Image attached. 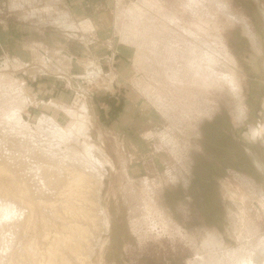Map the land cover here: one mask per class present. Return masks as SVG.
I'll return each instance as SVG.
<instances>
[{
  "label": "rangeland",
  "instance_id": "1",
  "mask_svg": "<svg viewBox=\"0 0 264 264\" xmlns=\"http://www.w3.org/2000/svg\"><path fill=\"white\" fill-rule=\"evenodd\" d=\"M75 172L87 264H264V0H0V264Z\"/></svg>",
  "mask_w": 264,
  "mask_h": 264
},
{
  "label": "bare ground",
  "instance_id": "2",
  "mask_svg": "<svg viewBox=\"0 0 264 264\" xmlns=\"http://www.w3.org/2000/svg\"><path fill=\"white\" fill-rule=\"evenodd\" d=\"M94 152H95V154H100L96 150V148L94 149ZM84 177L85 176H82L81 173L79 174V173L75 172V174L72 175L73 180L70 182L69 186L72 187V184L75 182V184H78L79 186H86L87 189L89 188L88 190H86L84 192L82 203H84V202L85 203L79 204L77 202L78 203L77 204L76 202H71L72 204L70 206H67V208H64V210L62 209L65 214H68V219H69V217L71 219L70 220L66 219V220H68V222H66V220H65L66 223L64 225L62 223V228L64 230V234H62L59 237L54 238L52 241H49L48 247L45 249V252L43 254V259H42L43 264H87L88 250L91 248V246H93V242H94L93 240L95 238V230L97 231L99 228H96L97 223L94 222V224H93V222H92V224H93L92 227L96 228L95 230L94 229L92 230L89 228L90 225H88V223L84 222L87 218L89 219L90 222L92 220L95 221L94 219H96V218H94L96 216L93 215L92 212L89 213V211H87L88 208H86V206H88V205H86V203H90L89 205L93 206V208H94V207H98V206L100 207V202H99V200H97V196H95V194H94V193H96L95 188L93 186L91 187L88 183H85ZM71 187H69V188H71ZM69 188H68V190H69ZM72 191H74V190L72 189ZM86 192H89V193L85 194ZM67 197L66 198L64 197V200L68 199ZM66 201L68 203L70 200L68 199ZM54 203L55 202L51 203V206H53ZM40 204L41 203L38 202V205H40ZM65 206H63V207H65ZM29 208H30V210H29L28 215L25 217V219L23 221L19 222L18 224H15L16 223L15 220H12L14 218L13 215L8 214V213L5 214V218L7 220L0 222V229H1L2 225L5 227V229H7L11 225L8 223L15 222L14 224L16 226L15 227L16 231L20 232V231L24 230V228L26 226H28L31 222H33V217L35 214V209L31 208L30 206H29ZM53 211H54V209H53ZM56 211L58 212V210H56ZM65 216H67V215H65ZM63 217H62V219H63ZM60 227H61V225H60ZM13 228H14V226H13ZM12 231H15V230L13 229ZM10 245H11V243H10ZM31 245L33 246V244H31ZM31 245H30V243H26L25 245H23V247H21V251L19 253H17V252L12 253L10 255V260H9L8 264H27L24 262V258L28 259L26 256L29 254H32L33 256H35L34 262L38 261L37 255L39 253H37L38 251L35 253H32L35 248L32 247ZM36 253H37V255H35ZM6 255H8V254H6ZM5 262H6V259H5ZM34 262H32V263L34 264Z\"/></svg>",
  "mask_w": 264,
  "mask_h": 264
},
{
  "label": "crops",
  "instance_id": "3",
  "mask_svg": "<svg viewBox=\"0 0 264 264\" xmlns=\"http://www.w3.org/2000/svg\"><path fill=\"white\" fill-rule=\"evenodd\" d=\"M93 76V75H92Z\"/></svg>",
  "mask_w": 264,
  "mask_h": 264
}]
</instances>
